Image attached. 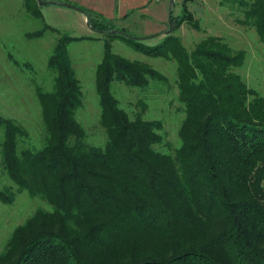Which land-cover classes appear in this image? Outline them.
Masks as SVG:
<instances>
[{
	"label": "trees",
	"instance_id": "16d2710c",
	"mask_svg": "<svg viewBox=\"0 0 264 264\" xmlns=\"http://www.w3.org/2000/svg\"><path fill=\"white\" fill-rule=\"evenodd\" d=\"M193 1L183 0L178 14L173 3L176 29L185 23L200 30L188 11ZM234 1L242 22L264 45V0ZM22 2L36 20L42 19L41 6L50 4ZM55 2L77 8L94 32L124 39L146 56L176 61L185 114L180 145L173 154L156 150L160 124L131 119L119 108L113 82L143 88L161 77L114 54L109 44L95 72L106 139L103 145L88 144L75 117L82 93L67 49L78 39L61 35L47 61L53 88L38 92L41 145L19 148L25 133L0 115L6 175L51 208L37 210L13 231L0 264H264V98L234 71L244 53L215 36L188 51L176 29L147 46L115 33L127 32L96 12ZM9 200L0 189V201Z\"/></svg>",
	"mask_w": 264,
	"mask_h": 264
},
{
	"label": "rangeland",
	"instance_id": "374dc122",
	"mask_svg": "<svg viewBox=\"0 0 264 264\" xmlns=\"http://www.w3.org/2000/svg\"><path fill=\"white\" fill-rule=\"evenodd\" d=\"M67 1L90 9L75 0ZM175 1L180 3L181 0ZM40 11L42 19H32L26 13L22 0H0V115L12 120L25 133L19 139V148L38 147L44 140L38 92L53 88L54 74L48 69L47 61L58 38L65 34L78 39L69 42L67 49L82 93L81 105L75 117L84 127L88 144L103 145L106 139L100 125L95 72L103 57L104 46L109 44L114 54L143 63L160 75V79H149L143 88L115 81L111 89L119 108L129 118L140 117L160 124L157 132L162 142L155 149L173 154L180 145L178 131L185 116L184 107L178 100L176 61L146 56L124 39L94 32L87 25L86 16L73 8L50 3L42 5ZM188 11L199 21L200 30L192 29L185 23L178 29L173 28L172 32L176 29L175 35L181 39L184 47L192 51L200 40L215 36L233 52L244 53L241 65L234 71L249 88L264 98V45L255 29L242 22L244 16L238 3L234 0H194L188 4ZM174 13H177V7ZM144 19L134 13L123 19L108 20L116 29H125L131 37H150L160 33L157 37L139 41L147 46H156L169 28L168 21L163 22L159 31L161 25L158 22ZM43 25L58 33L44 29ZM2 140L0 131V144ZM0 189L7 191L11 197L5 203L0 201L1 253L18 226L23 225L37 210L49 211L51 208L46 202L29 197L15 186L6 175L1 152Z\"/></svg>",
	"mask_w": 264,
	"mask_h": 264
},
{
	"label": "crops",
	"instance_id": "0c3cea01",
	"mask_svg": "<svg viewBox=\"0 0 264 264\" xmlns=\"http://www.w3.org/2000/svg\"><path fill=\"white\" fill-rule=\"evenodd\" d=\"M52 1H56V0H52ZM75 1L80 5H86L88 8L92 9L91 11L102 15L105 19L107 18L123 19L128 17L130 14L137 13L142 18H145L144 19L145 21L151 20L153 22H158L161 25L159 31L162 30L163 22L168 21L170 0H141V2L138 1L139 3H137L136 0H75ZM182 1L183 0H181L180 3H177L176 1L174 2L176 4L174 10H176L177 7V14L180 11V4ZM154 35L159 36L160 33Z\"/></svg>",
	"mask_w": 264,
	"mask_h": 264
},
{
	"label": "water",
	"instance_id": "95a60500",
	"mask_svg": "<svg viewBox=\"0 0 264 264\" xmlns=\"http://www.w3.org/2000/svg\"><path fill=\"white\" fill-rule=\"evenodd\" d=\"M39 2H40V4H43L44 3L43 1H39ZM49 3L60 5V3H58V2H49ZM173 3H174V0H170V2H169L170 7H169V13H168V24H169V28L165 32V35L171 34L172 31H173V28L176 25V23L174 21H172V19H171V13H172V8H173ZM62 5L65 6V7H68V8L70 7V8H73V9L77 10V8H75L73 6H70V5H67V4H62ZM114 32L115 33H118V34H120V35H122L124 37L130 38V39H133V40H137V41H143V40H146V39H149L150 38V37H131L127 33H124L122 31H114Z\"/></svg>",
	"mask_w": 264,
	"mask_h": 264
}]
</instances>
